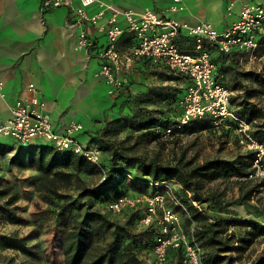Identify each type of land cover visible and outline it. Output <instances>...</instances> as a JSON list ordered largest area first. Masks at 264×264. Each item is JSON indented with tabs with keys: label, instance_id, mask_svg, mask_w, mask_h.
<instances>
[{
	"label": "trees",
	"instance_id": "16d2710c",
	"mask_svg": "<svg viewBox=\"0 0 264 264\" xmlns=\"http://www.w3.org/2000/svg\"><path fill=\"white\" fill-rule=\"evenodd\" d=\"M257 40L256 51L264 52V23L257 31ZM178 42L182 51L195 52L192 36L180 33ZM204 46L217 65L216 79L232 92V112L237 119L250 123L251 133L264 144V60L259 69H244L239 64L244 50L224 53L207 41ZM145 71L163 82L143 85L136 92L128 89L130 84L125 85L118 95L122 100L117 115L107 116L95 131H83L87 137L86 142L82 141L85 146H96L102 151L98 164L44 140L0 142V153L14 151L6 173H15V166L31 170L24 178L13 174L14 181L6 173L0 175V221L35 223V219L19 213L21 206L17 205L22 197L33 194L44 204L47 220L61 233L64 264H155L153 247L160 233L159 219L147 225L141 223L145 204L114 212L108 203L124 194H151L162 189L154 186L155 182L172 183L179 203L168 198L166 204L180 212L184 229L194 226L203 262L240 264L242 253L259 238L264 239V201L251 203L264 185V177L257 175L253 167L256 151L246 149L233 158L215 155L202 161L189 155L187 147L177 145L182 134L217 129L225 135L237 133L236 120L224 119L216 124L207 114L178 125L176 118L182 112L178 100L183 89L170 81L187 84L188 77L171 74L160 66ZM172 125L170 138L165 140L163 133ZM173 141L176 148L163 156L160 150ZM150 143L158 144L160 150L152 154L140 151L143 144ZM261 162L264 168V155ZM234 176L240 194L230 199L219 185ZM234 204L250 207L251 216L230 214ZM40 236L38 229L29 235L0 233V246L36 259L43 251L41 241L36 240ZM182 261V248H169L165 264ZM0 264L18 263L11 259ZM249 264H264V247Z\"/></svg>",
	"mask_w": 264,
	"mask_h": 264
},
{
	"label": "built area",
	"instance_id": "2783aa9c",
	"mask_svg": "<svg viewBox=\"0 0 264 264\" xmlns=\"http://www.w3.org/2000/svg\"><path fill=\"white\" fill-rule=\"evenodd\" d=\"M74 1L45 0L44 6H67ZM76 1L79 2V7L76 9V23L79 25L86 22L97 25L104 18L106 11L112 12L105 25L97 26L108 38L107 45L98 52L102 60L98 76L108 82L112 94H118L127 83L125 73L138 68L142 63L148 64L151 69L160 66L168 68L175 74H184L188 77L189 83L178 100L182 112L176 118L177 124H186L207 114L215 119L216 124H220L224 119L236 120L240 144L247 150L256 151L257 158L253 162V167L257 170L256 174L259 175V172L264 170L261 162L264 144L251 133V124L237 119L232 112L230 104L232 92L224 83L216 79L217 65L204 46L207 41L215 44L224 53L244 50L252 57L255 56L259 47L257 31L264 23V1L245 6L239 18L223 30L216 29L207 21L189 25L151 9L121 12L127 23L126 28H123L117 20L120 12L105 0ZM94 3H98L102 9L90 16L87 8ZM171 9L176 11L178 6L174 5ZM126 31L132 34L133 43L128 49L121 50L118 43ZM180 33L194 38V53L182 51L178 42ZM78 46L80 48L93 46V41L85 28L79 33ZM2 86L3 82L0 81V90ZM29 90L35 95L17 99L10 104V117L5 123L0 124V135L12 137L19 142L44 140L60 149L84 155L92 163H100L102 151L96 146L86 147L78 137L83 125L73 121L63 132H58L51 118L42 111L43 102L38 97L36 86L29 84ZM173 128L174 125L164 131V139L170 137ZM153 185L161 186L162 189L155 190L151 194H124L110 201L108 208L120 212L125 208L145 204L146 214L141 219V223L147 225L159 219L160 233L153 247L156 263L165 264L169 258V248L180 247L183 250L182 264H205L202 260L203 250L194 237V226L184 229L180 212L166 204L168 198L176 204L179 203L174 196L172 183L155 182Z\"/></svg>",
	"mask_w": 264,
	"mask_h": 264
},
{
	"label": "crops",
	"instance_id": "0c3cea01",
	"mask_svg": "<svg viewBox=\"0 0 264 264\" xmlns=\"http://www.w3.org/2000/svg\"><path fill=\"white\" fill-rule=\"evenodd\" d=\"M120 13L118 24L126 28L121 12H136L151 9L161 15L181 20L189 25L201 21L210 22L216 29L223 30L239 18L241 10L250 4L264 0H105ZM45 0H0V124L10 117V104L33 94L29 84H34L43 102L42 111L48 115L55 130L63 132L75 121H98L97 116L105 112L109 101L121 103L122 97L112 94L108 82L98 76L102 60L98 52L107 45V35L98 29L105 25L111 11L97 25L76 23L79 2L71 5L44 6ZM178 9L173 11L172 6ZM102 8L94 3L87 8L90 16ZM85 28L93 46L80 48L79 33ZM133 43L132 34L126 31L119 40L121 50ZM147 67V68H146ZM143 68L144 71H140ZM148 64L126 72L127 84L133 91L143 85L152 84ZM155 78V77H154ZM124 85V86H125ZM117 98V99H116ZM107 114V113H106ZM108 117H110L107 114ZM94 123L88 130L94 129ZM80 139V138H79Z\"/></svg>",
	"mask_w": 264,
	"mask_h": 264
},
{
	"label": "rangeland",
	"instance_id": "374dc122",
	"mask_svg": "<svg viewBox=\"0 0 264 264\" xmlns=\"http://www.w3.org/2000/svg\"><path fill=\"white\" fill-rule=\"evenodd\" d=\"M263 60H264V52H262V49L256 51V54L253 57L249 52L245 51L244 55L240 56L239 64L240 67H243L244 69H249V68L259 69L262 66ZM172 73L173 72H171V74ZM150 82H152V84H155V83H161L163 82V80H161L158 76L152 75ZM170 82L172 84H176L177 86L181 87L183 89V94L187 89L189 83L188 82L186 84L185 81H180V80H173ZM140 85H146V84H140ZM126 86H124L123 88H125ZM129 88L130 87L128 86V89ZM124 91L126 92V90ZM120 105L121 103L119 101H116L115 104H113V101H109L106 104V106H104L108 110L97 116V118L103 120L107 117V114L110 117L116 116L120 108ZM91 123H94L96 125L94 126L95 128L92 131H95L100 126V123L98 121H93V122H90L88 120L81 121V124L83 125V129L78 133V137L80 138L81 141L86 142L87 137L85 136V134H83V131L88 129ZM235 132L225 135L223 134V131L221 129H217L216 132L202 131V132H195L190 134H182L181 138L179 137L178 144L176 142L174 143V141L168 142L164 147V149L161 150L159 149L160 147L158 146V144L155 143L143 144L140 147V151L146 154H152L157 150H160L163 156L164 155L167 156L169 155V153L172 152V150H174V148H176L175 144H177L179 146L183 145L187 147L189 150V155H195L197 157V160L199 161H202L209 157H213L215 155H219L221 157H226V158H233L237 153L244 152L246 150L243 147V145L240 144L237 133ZM14 141L15 140L12 137L0 135V142L13 143ZM13 152L14 151L11 152L5 151L3 153H0V175H4L6 173L7 162L11 154H13ZM14 172L16 173V176H18V178H24L31 174L30 169H21L18 166L17 167L15 166ZM15 173H9V174L6 173V177L14 181L16 178L14 177L13 174ZM259 175L264 177V170H261L259 172ZM243 179L244 178H242V180ZM230 180L231 181L229 182L221 183L219 187L220 189L225 191L227 198L233 199L240 194V190L238 185L234 183V180H237L236 177L235 176L231 177ZM129 191L133 192L132 189H130ZM261 201H264L263 186L260 187V192L257 193L255 197H253L251 203L257 204ZM17 205L21 206V210H19V213H21L25 217H28V219L31 218L33 220L35 219V223L33 222V223L16 225V224L5 223L4 221H0V233L17 232L20 235H29V234H33L34 229H38L41 232V236L36 240L41 241L43 246V251L39 252L38 258L30 259L29 257L22 255L17 251L5 249L0 246V262H6L12 259L14 263H18V264H64L62 250L60 247L61 233L55 228L54 224L51 223L50 220H47L48 214L46 213L43 214L44 204L42 205L40 199L36 195L32 194V195H26V197H22V199L17 203ZM249 210L250 207H247V205L234 204L230 207V211H231L230 214H234L239 217H247V216L250 217L251 213L249 212ZM181 222H182V218H181ZM263 240L259 238L258 241H256L252 247L248 248L245 252H243L238 262L240 264H249L250 261L264 247ZM33 242L34 241H31V243Z\"/></svg>",
	"mask_w": 264,
	"mask_h": 264
}]
</instances>
